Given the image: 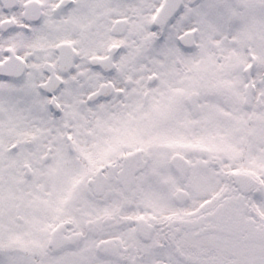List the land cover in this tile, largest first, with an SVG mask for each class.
<instances>
[{
  "label": "snow or ice",
  "instance_id": "snow-or-ice-1",
  "mask_svg": "<svg viewBox=\"0 0 264 264\" xmlns=\"http://www.w3.org/2000/svg\"><path fill=\"white\" fill-rule=\"evenodd\" d=\"M0 264H264V0H0Z\"/></svg>",
  "mask_w": 264,
  "mask_h": 264
}]
</instances>
